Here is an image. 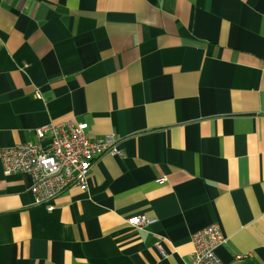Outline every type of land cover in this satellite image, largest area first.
<instances>
[{
    "label": "crops",
    "instance_id": "obj_1",
    "mask_svg": "<svg viewBox=\"0 0 264 264\" xmlns=\"http://www.w3.org/2000/svg\"><path fill=\"white\" fill-rule=\"evenodd\" d=\"M71 121L123 154L48 211L1 150ZM212 223L264 264V0H0V264H187Z\"/></svg>",
    "mask_w": 264,
    "mask_h": 264
},
{
    "label": "built area",
    "instance_id": "obj_2",
    "mask_svg": "<svg viewBox=\"0 0 264 264\" xmlns=\"http://www.w3.org/2000/svg\"><path fill=\"white\" fill-rule=\"evenodd\" d=\"M37 96L41 97V94L37 93ZM87 128L85 121L51 122L36 128L40 143H20L2 148L4 173L30 174L35 203L52 211L56 199L67 188H87L90 168L101 156L123 154L113 134L93 139L87 137ZM159 181H164V178ZM154 221L140 215L129 218L134 226H145ZM226 240L218 223L196 231L192 236L194 250L187 264H224L216 249Z\"/></svg>",
    "mask_w": 264,
    "mask_h": 264
}]
</instances>
